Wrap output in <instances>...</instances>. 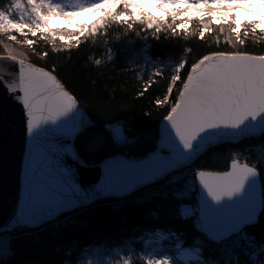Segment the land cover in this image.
Returning <instances> with one entry per match:
<instances>
[{"label": "snow or ice", "instance_id": "1", "mask_svg": "<svg viewBox=\"0 0 264 264\" xmlns=\"http://www.w3.org/2000/svg\"><path fill=\"white\" fill-rule=\"evenodd\" d=\"M253 2L256 0H85L75 4L69 0H8L5 6H0V32H15L25 37L28 34L35 37L40 32L47 39L57 29L47 28L49 21L46 10L47 13L63 14L66 18L86 12L93 15L91 23L59 29L64 33L59 37L61 41H64L65 35L69 38L65 41L68 47H78L82 39H95L113 23L126 25L127 30H133L134 24L142 25V31L154 30V38L157 39L156 34L164 28L169 29L174 36L180 32L187 34L186 25L178 23V18L180 21L198 18L202 25L199 36L203 39L206 33L212 32V25L217 23L211 18L214 9H236ZM258 2L264 4V0ZM149 6L159 10L161 14L154 15L147 10ZM190 12L197 13L198 16L189 15ZM16 13H19L18 18ZM26 17L30 22H24ZM234 20L232 12L223 17L218 22L221 33L223 25L227 24L235 34L236 41L243 45L245 40L241 38L238 28L232 27ZM242 23L255 26L258 22L253 19ZM42 25L44 29L40 31ZM256 32L257 28L252 27V33ZM10 39L15 40L16 36L12 35ZM143 41L147 43L146 36ZM26 43L31 46L34 41L28 39ZM228 43L232 41L229 40ZM10 59L16 61L17 58L11 56ZM96 63L99 64L100 61ZM19 65V90L22 95L16 98L22 102L25 110L26 131L30 141L28 165L24 168L25 205L20 206L11 226L4 230L35 227L64 211L92 203L97 198L130 193L117 194L102 185L85 190L75 182V174L65 165L64 157L77 159V155L70 145H62L59 141L74 138L90 122L78 108L74 95L65 90L56 76L31 66L26 75L24 61L20 60ZM174 71L175 74L171 75L167 84L164 99L155 100L157 106L170 103L179 85L178 95L163 117L165 123L162 126L160 148L157 150L165 157L172 156L173 161L147 184L169 177L222 137H237L256 131L264 133V55L214 52L203 55L190 67L181 60ZM154 75L160 76L161 73ZM155 82L150 80L148 87ZM138 95H143V92ZM112 135L119 142L126 140L124 130L120 127L114 126ZM41 137L45 143L37 144ZM170 137L172 147L169 146ZM140 163L142 162H135ZM231 169L224 173L197 171L195 176L200 185L199 203L194 208L181 207L179 215L196 218L197 228L206 242L223 244L225 240L235 236L246 244L242 246L239 241L234 242L233 251L235 247H244L264 256V247L256 249L255 241L244 231L264 211V196L258 200L256 193L258 173L255 167L247 164L238 166L236 160L232 161ZM147 184L138 185L132 191ZM199 247L202 249L203 244ZM4 253V242L0 240V258ZM157 255L160 254L148 253L144 264H168L166 260H156ZM190 255L188 250L181 254L182 258ZM199 255L200 253L195 259L184 261V264H208L207 259L201 260ZM116 259L118 264H132L130 259L119 255ZM93 264H108V261L101 253ZM172 264H180V261L173 259ZM223 264H238V261L229 253ZM260 264H264V261H260Z\"/></svg>", "mask_w": 264, "mask_h": 264}, {"label": "trees", "instance_id": "2", "mask_svg": "<svg viewBox=\"0 0 264 264\" xmlns=\"http://www.w3.org/2000/svg\"><path fill=\"white\" fill-rule=\"evenodd\" d=\"M7 3L8 0H0V6ZM143 27L134 24L133 30H127L126 25L113 23L95 39H82L78 47L57 45L40 32L35 37L26 36V40L34 41L29 61L56 75L90 118V125L74 140L78 156L87 164L116 154L140 157L155 149L160 120L174 103L179 85L170 103L157 106L155 100L164 99L170 77L181 60L190 67L211 52L264 55L261 32L241 37L245 43L231 47L207 35L203 39L183 32L174 36L167 28L156 34L157 39L154 30L142 31ZM157 72L161 75H154ZM150 80L156 82L148 87ZM141 92L143 95H138ZM114 124L124 130V142L112 135ZM234 159L258 170L264 196V133L237 141L224 140L208 147L191 164L169 177L122 198H98L35 227L1 231L0 240L8 250L0 264H93L101 253L108 264H118L117 255L130 259L132 264H144L151 252L160 254L156 260L165 259L172 264L175 259L184 264L177 256V245L200 253L199 258H206L208 264H223L229 253L238 264H260L264 256L258 252L244 247L233 251L239 237L223 244L206 242L196 218L179 215L181 207L196 206L195 173L224 171ZM244 231L255 241L256 249L264 247V211Z\"/></svg>", "mask_w": 264, "mask_h": 264}, {"label": "water", "instance_id": "3", "mask_svg": "<svg viewBox=\"0 0 264 264\" xmlns=\"http://www.w3.org/2000/svg\"><path fill=\"white\" fill-rule=\"evenodd\" d=\"M212 53L214 52L208 53L206 55ZM248 54L257 55L252 53ZM10 57V55L0 54V232L5 231L4 229L11 226V221L15 214L18 213L20 206L24 207L25 205L24 168L28 165L27 156L28 147L30 144L26 131L25 110L22 102L16 98L17 96L22 95L19 90V61L23 59L17 58L16 61H12ZM23 61L26 75L28 74L27 69L29 66L49 71L46 68L38 66L28 60ZM52 75L54 74L52 73ZM57 80L60 81L58 78ZM65 90L67 89L65 88ZM77 106L81 111L84 112L87 121L90 122V118L88 117L84 108L78 102ZM163 123L165 122L162 118L159 123V136L156 142L155 149L147 152L145 155L140 157H128L122 154H116L105 157L95 164H87L78 156V153L76 152L74 146V140L84 128L90 125V123H88L85 127L81 129V131H79L74 136V138L59 141V143H61L62 145H70L72 151L77 155V159H73L71 156L64 157V163L67 168H69L71 172L75 174V182L81 188L88 190L94 188L97 185H102L107 186V188L111 192L117 194L130 192L124 195L102 197L122 198L134 192L132 191V189L136 188L138 185L147 184V182L154 175H156L158 172L165 170L172 163V156L165 157L161 152L157 151L160 148L161 144V133ZM116 126L121 128L120 125ZM260 134L262 133L256 131L251 134H243L237 137H222L217 143L224 140L237 141L244 136H256ZM43 143H45V140L43 137H41L37 141V144ZM217 143H214L213 145ZM169 146H173L171 137L169 138ZM205 150H202L198 155L193 157V159L187 162L185 165L191 164ZM234 160L238 161V166L247 164L246 162L240 161L238 159ZM136 161H141L142 163L135 164ZM232 161L229 163L228 168L224 171H200L211 173L228 172L232 170ZM247 165L249 167H253L252 165ZM256 171L258 173L256 193L257 199L259 200L262 196L261 180L257 169ZM194 183L196 190V205H198L200 196V185L199 180L196 178L195 175ZM75 208L79 207H74L68 211L74 210Z\"/></svg>", "mask_w": 264, "mask_h": 264}, {"label": "rangeland", "instance_id": "4", "mask_svg": "<svg viewBox=\"0 0 264 264\" xmlns=\"http://www.w3.org/2000/svg\"><path fill=\"white\" fill-rule=\"evenodd\" d=\"M70 3H81L85 2V0H69ZM148 11H152L154 15L159 16L161 13L159 10L149 6L147 9ZM229 12H232L233 16L235 17V20L232 23V27H236L239 30L241 37H248L252 33V27L257 28V32L255 34H258L259 32L264 34V4H261L256 0V2L253 3H245L241 7H238L236 9L231 8H218L214 9L212 12L211 18L217 23L212 25V32L206 33L209 38H213L215 42L219 43H226L228 46L234 47L237 46L238 42L236 41V36L232 32L231 27H229L227 24L223 25V32L221 33V26L218 23L223 17H225ZM258 12L255 17H251V13ZM45 14L48 18V29H57L56 32L49 34L50 40L53 41V37H55V44L57 45H66L65 41H67L69 38L65 35L64 41H61L59 37L61 35H64V33L60 32L59 29L61 28H75L77 25L82 23H91V20L94 18L91 13H84L83 15H73L71 17H65L63 14L58 13H47L45 10ZM16 18L19 17V13H16ZM189 15L192 16H198L197 13L190 12ZM256 20L258 23L255 26L252 25H245L242 22L243 21H249V20ZM24 22H30L28 18L26 17ZM171 21H169L170 23ZM207 19L205 20V23H207ZM178 23H183L186 25L188 32L187 34H197L199 35V32L201 30L202 25L200 24V21L198 18L196 19H190V20H184L180 21L178 18ZM44 26H41V30L43 31ZM36 30V29H34ZM37 31V30H36ZM247 33V35H245ZM15 35L16 39L12 40L10 39V36ZM231 40L232 43H228V41ZM0 48L1 53L0 54H6L10 56H15L16 58H20L23 60H28V57L30 54L34 53L31 49L28 43H26V37L19 33H5L0 32ZM117 124L112 125V128L116 126ZM120 125V124H119ZM5 251H7V246L4 243ZM184 247H179L177 256L180 259H183L184 261L188 259H195L197 254L195 251H190V256H184L182 258L181 254L184 252ZM158 261H165L162 259H157ZM167 261V260H166ZM169 264V263H168Z\"/></svg>", "mask_w": 264, "mask_h": 264}, {"label": "bare ground", "instance_id": "5", "mask_svg": "<svg viewBox=\"0 0 264 264\" xmlns=\"http://www.w3.org/2000/svg\"><path fill=\"white\" fill-rule=\"evenodd\" d=\"M257 14L259 15V13H258V12H254V13H251V15H250V16H251V17H255Z\"/></svg>", "mask_w": 264, "mask_h": 264}, {"label": "clouds", "instance_id": "6", "mask_svg": "<svg viewBox=\"0 0 264 264\" xmlns=\"http://www.w3.org/2000/svg\"><path fill=\"white\" fill-rule=\"evenodd\" d=\"M190 250V249H189ZM190 251H192V250H190Z\"/></svg>", "mask_w": 264, "mask_h": 264}]
</instances>
